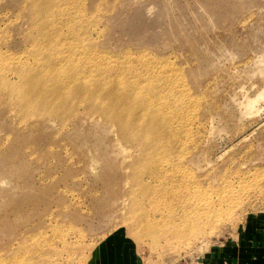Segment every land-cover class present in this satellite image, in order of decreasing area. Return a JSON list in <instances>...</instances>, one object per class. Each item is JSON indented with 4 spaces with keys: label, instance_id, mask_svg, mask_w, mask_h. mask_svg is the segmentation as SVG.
<instances>
[{
    "label": "rangeland",
    "instance_id": "1",
    "mask_svg": "<svg viewBox=\"0 0 264 264\" xmlns=\"http://www.w3.org/2000/svg\"><path fill=\"white\" fill-rule=\"evenodd\" d=\"M46 1L40 13L33 6L42 0H0V264H95L116 238L114 247L126 239L141 264H181L209 248L178 243L193 222L218 229L204 239L211 246L247 216H264V0ZM73 46L83 52L75 61ZM165 69L197 105L193 141L180 139L177 151L195 152L201 165L187 178L184 168L155 162L142 175L146 196L123 210L139 182L117 162L127 152L106 163L114 133L106 139L84 111L115 123L87 100L68 112L67 102L35 92L58 79L83 91L113 80L118 92L130 84L156 95L150 102L161 113L171 100L155 93V76ZM172 180L196 207L188 215L149 202L164 199ZM189 184L203 192L188 196Z\"/></svg>",
    "mask_w": 264,
    "mask_h": 264
},
{
    "label": "bare ground",
    "instance_id": "2",
    "mask_svg": "<svg viewBox=\"0 0 264 264\" xmlns=\"http://www.w3.org/2000/svg\"><path fill=\"white\" fill-rule=\"evenodd\" d=\"M41 3H43V5L39 3L40 5L36 4L33 6L35 11L39 9L40 13L46 10L48 4L46 0H42ZM66 44V42L59 44L58 49L61 50V46ZM81 52V50H78L73 46L70 51V60L75 61L77 59V54ZM81 67L86 68L87 63H81ZM54 77L56 76L54 75ZM155 80L157 81L155 85L157 91H155V93L159 95L160 98H167L171 100L168 103L169 108H164L161 110V113L155 110L154 104L150 102V100L154 99L156 95H149V100L146 96H144L146 94L143 92L141 87L135 88L130 84H127L128 88H126L123 92H118L116 89L117 82L113 80H104V82L95 85L93 88L83 91L78 85H70L66 88L64 86L65 84H63V79H58L56 81L57 83H55L53 88L50 90L46 91V88L41 86L35 92V97L37 99H43L45 96H49L54 101L63 100L59 102L62 106H64L67 102L66 109L68 112H71L73 110L72 107L76 105L83 106L85 104V100H87L88 103L86 104L88 106L103 109L106 117L115 123V125H112L111 127L105 123L101 124L99 114H89L84 111L85 119H89L93 122L92 124L97 125L100 128H104L106 139L109 133H114V136L108 139L110 145L108 148L109 150L104 152L105 156H108V158L106 157V163L108 164L110 156L113 158L112 163H114L117 161V156L127 152L117 162L122 169L128 170L130 178L134 179L135 182H139L135 184L134 188H130L128 190V200L124 198L121 200L124 207L123 210H134L138 205V199L141 198L142 200L143 197L146 196L143 184L145 181L143 180L142 175L145 174L149 170L150 166L155 162H160L159 168L166 167L169 163L178 172H181V168H184L187 178L191 172H197L201 165L198 164L199 160L195 152H190L186 147L177 151L176 147V144L180 139L183 142L187 140L185 144L193 141V134L195 133L193 128L196 115L195 108L197 107L196 103L190 100L188 94L180 90V88L185 84L183 81L175 78V72L173 70H163L162 73L155 76ZM32 81V78L29 79L27 85H30L31 87L34 83ZM75 95L79 97L84 96L79 99L80 101L78 104L76 102H74V104L69 102L70 97ZM20 97L24 100L25 98H28V95L24 93L23 95H20ZM256 101V99L250 101V109L253 106L255 107ZM178 105L183 106L182 111L177 109ZM174 106L175 108H173ZM164 112L172 120L169 123L166 122ZM210 124L213 127L212 123ZM116 126L117 128H115ZM103 139L105 138L103 137ZM123 141H129L133 147H131V149L126 148ZM170 149H173V156L171 159L167 154ZM97 159V157L93 156L91 160L90 168L94 171H96L99 166L98 163L95 164L98 161ZM206 160L203 159V161ZM207 162L210 163L211 161L207 160ZM109 163H111V160ZM190 168L193 171L190 170ZM180 188L181 183L177 180L168 181L165 185H163V190L166 193L165 198H161L160 200H155L154 198L149 199V202L153 203V210H160V202H163L164 206H168L166 207L167 210H184L187 215L189 211L196 210V207L193 206V202L184 201L186 198L184 188L182 195L176 193V191ZM198 191L201 194L203 192L202 187L199 189L198 186L194 187L193 184H189L187 187L188 196H194L198 193ZM172 200H176L174 204ZM180 200L182 201L179 202ZM178 202L179 204L177 207ZM215 232H218V229H215L213 225H202V223L193 222L187 230L177 237V239L178 243L179 241L182 242V246L188 247L190 245L193 249L197 248V251H199V249L203 250V248L207 246L209 247L210 239H204L213 235Z\"/></svg>",
    "mask_w": 264,
    "mask_h": 264
},
{
    "label": "crops",
    "instance_id": "3",
    "mask_svg": "<svg viewBox=\"0 0 264 264\" xmlns=\"http://www.w3.org/2000/svg\"><path fill=\"white\" fill-rule=\"evenodd\" d=\"M114 240L106 241L95 264H141L126 239L115 247ZM200 258L202 264H264V216H247L234 234L209 246Z\"/></svg>",
    "mask_w": 264,
    "mask_h": 264
},
{
    "label": "built area",
    "instance_id": "4",
    "mask_svg": "<svg viewBox=\"0 0 264 264\" xmlns=\"http://www.w3.org/2000/svg\"><path fill=\"white\" fill-rule=\"evenodd\" d=\"M200 256H197L195 259H190V260H184L181 264H202L200 261Z\"/></svg>",
    "mask_w": 264,
    "mask_h": 264
}]
</instances>
